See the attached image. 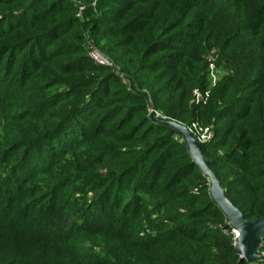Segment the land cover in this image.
Wrapping results in <instances>:
<instances>
[{"label":"trees","instance_id":"16d2710c","mask_svg":"<svg viewBox=\"0 0 264 264\" xmlns=\"http://www.w3.org/2000/svg\"><path fill=\"white\" fill-rule=\"evenodd\" d=\"M81 1L89 37L97 46L104 42L101 52L123 66L129 88L109 68L91 63L82 35L72 36L78 26L75 5L64 0H0V118L7 137L0 151L11 149L10 155L0 154V167L12 163L0 173V264H90L75 253L78 246L50 238L51 233L60 234L54 225L64 212L57 207L59 192L54 194L66 180L53 181L46 174L57 165L58 150L71 152L74 146L60 143L50 156L40 148L64 130L79 133L82 127L121 131L117 139L123 143L147 141L138 156L117 154L116 165H106L112 173L104 178V200L113 199L114 205L119 192L111 184L136 178L160 197H191L187 212L175 214L173 230L138 243L123 240L116 244L112 262L92 264H264L239 261L229 237L214 228L225 217L208 192L197 191L204 178L184 142L175 140L179 135L169 124L151 120L148 113L151 102L164 118L187 127L211 126L212 141L201 145L209 169L247 220L264 217V0H97L94 6L93 0ZM202 42L225 53L235 73L194 105L192 91L206 86L195 69ZM10 75L16 79L6 80ZM57 85L63 90L54 97L68 108L53 116V102L48 98L40 104L39 94ZM8 87L22 92L11 93ZM22 93L32 95L31 108L48 110L22 113L23 124H39L30 134L7 121ZM65 117L68 122L60 124ZM42 121L64 128L51 134L50 124L40 129ZM72 135L76 143L79 138ZM26 147L16 159L12 151ZM46 156L47 167L32 173L31 163L37 168ZM40 174L42 184L36 180ZM44 194L52 204L38 211ZM114 213L107 209L100 214L105 224L99 226H107L116 237L128 235L132 216L114 218Z\"/></svg>","mask_w":264,"mask_h":264},{"label":"rangeland","instance_id":"374dc122","mask_svg":"<svg viewBox=\"0 0 264 264\" xmlns=\"http://www.w3.org/2000/svg\"><path fill=\"white\" fill-rule=\"evenodd\" d=\"M96 1L97 0H93L90 6H94ZM64 2L65 4L75 5L77 8L75 18L78 20V26L76 33L72 36L82 35L85 42L86 53L88 45H92L101 54H103L101 52V46L104 45V42H100L101 44L97 46V42L95 41L96 39L92 37L90 38L88 35L86 28L87 19L84 16L86 4L81 0H64ZM200 45L201 46L198 48L202 51V53L201 55H198L200 62L196 65L195 69L197 76L202 82L206 83V86L205 89H203V87L197 88L200 90H210L213 84L210 81L208 71L209 61L213 59V63L216 67L214 79L215 86L224 82L226 77L234 76L235 65L227 63L226 54L221 52L220 49L211 42H202ZM108 59L111 62V69L109 68L111 73L117 76L120 81L123 82L127 88H129V81L124 79L123 66L120 63L113 62L110 58ZM87 64H90L88 60ZM9 78L16 79V77L10 75L6 77V80ZM38 84V82H35L33 86H39ZM117 86L122 87L120 84ZM15 89L17 93L22 92L17 88ZM15 89L8 87L6 90L13 93ZM62 90L63 85H57L49 88L48 91H43L42 94H39L40 104L48 98V101L51 100L53 102L54 107L52 108V111H50L53 116L64 114L63 112L68 108L66 104L54 97L62 92ZM21 95V98H17L13 101L12 111L10 114L12 119L10 121L11 117H8L7 121H9L11 128H14L15 130L17 128L18 132L22 131L30 134L36 130V127L39 124L36 122L29 123L27 125L23 124L24 118L22 113L26 114L29 110L37 111L38 113L42 111L48 112V110L37 106L31 108L29 103L32 100V95L31 97H27L26 93H22ZM45 95L49 97H45ZM32 104L33 103H31V105ZM149 105L152 106V103L149 102ZM21 108H23V111ZM32 116H34V114ZM115 120L116 119L113 118L111 123H114ZM165 121L173 122L170 119H166ZM66 122H68L67 117L63 118L60 124H66ZM49 124L50 123L47 121L40 122V129L45 126H49ZM2 126L3 123L0 118V147L3 146V141L7 140V137H3ZM61 128L63 129L64 126H55L50 124V129L52 131L51 134H54V132H58L59 130L60 133L62 131ZM61 134L64 135L56 137L57 140L54 142L50 141V143L40 144L41 149L46 148V151H48L49 155L47 156L55 154V151L58 150L57 148L60 143H64L66 146L68 145L67 147L74 146L71 152L67 150L64 151L65 149H63V151L58 150V153L62 152L58 156V160L55 161L58 163L51 169V173L49 171V173L46 174L48 177H52L53 181L60 178L61 181L66 180L61 186V189L54 194V196H56L59 192L57 207L61 208L64 212L60 216L59 221L54 225L55 229L58 228V230H60V234L51 233L50 238L54 239L55 242L56 240L59 241L60 238H63L64 242H68V244L71 243L73 246H78L75 253H78V255H80L83 260H86V262L90 264L97 261L112 262L111 258L117 254V249L115 248L116 244L118 245V243L123 242V240L132 244L138 243L145 240L144 238H148L149 240L153 239L158 234L169 232L175 227L173 225V221L175 220L174 217L176 216L175 214L179 211L182 214L187 212L189 208V198L191 197L186 200L179 201L171 198L160 197L161 194H157L149 189H144L137 178L132 179V182L129 184L120 181H118L117 184H111V186L115 185L112 186L111 189L114 190V188H117L119 192L118 199L114 205L112 202L113 199L111 202H108L102 198V194L106 189V187H103L104 178L108 177L109 173H112L111 169H109L106 165L115 166L116 163L113 162V158L118 157L117 154L123 155L124 158L138 156V154L145 150L147 141L133 139L130 143H123L117 139L118 135L120 136L123 132L106 128L103 131L99 130V132H97L93 131L90 127H86L84 129L82 127V129L79 130V133H73L72 130L68 129L64 130ZM72 134L77 135L79 138L76 143L73 142V137H71L73 136ZM175 140L179 143L184 142L180 135L176 137ZM180 148L183 149V146H180ZM26 149L27 147L23 150L14 149L12 153L15 154L16 159H19L20 157H23ZM52 149H54V153L49 152ZM9 150H4L3 152L0 151V154L5 156ZM8 154L10 155V153ZM45 160L46 162L44 160L41 161L37 168H34L35 164L31 163L30 168L33 171L32 173H38L39 168L40 170L45 169L48 164V157ZM101 160L107 161L98 162ZM11 165L12 163L7 164L6 162H2L0 173H4L5 169ZM140 168L139 170H141ZM137 175H140V171L137 172ZM202 176L204 178V183L203 181L199 182L197 185V191L198 189H201L204 190L203 193H209L210 184L208 179L205 175L202 174ZM36 180L42 184L44 176L40 174L36 177ZM134 185H136V187ZM45 194L39 199L40 204H38L37 207L40 205V208L38 211H43L52 204L50 198L46 197L47 195ZM107 209L109 213H113V211L115 212L114 215L116 217L114 218H117V216L119 217V214H122V216H132V224L126 226V229H128V235L122 233L119 237H116L117 235H115L112 230L107 228V226H99L105 224L104 220L99 217L100 214L106 213ZM39 215L41 218V214ZM133 216L136 221L135 219L133 221ZM120 222L121 220L119 223ZM211 226H213V224ZM136 253H138V255L143 254V252L138 251H136ZM257 255L260 256L259 254ZM258 260H264V257L260 256Z\"/></svg>","mask_w":264,"mask_h":264},{"label":"water","instance_id":"95a60500","mask_svg":"<svg viewBox=\"0 0 264 264\" xmlns=\"http://www.w3.org/2000/svg\"><path fill=\"white\" fill-rule=\"evenodd\" d=\"M160 122H166L159 119ZM177 134H179L187 148L189 157L201 173L206 176L210 184L209 196L213 204L221 211L229 227L236 230L239 234L235 247L236 255L240 260L248 263L260 258L255 253L257 242L264 240V217L254 220H247L243 213L238 210L228 199L221 183L215 174L209 169L206 160L201 152V144L196 141L189 129L178 122H166Z\"/></svg>","mask_w":264,"mask_h":264},{"label":"built area","instance_id":"2783aa9c","mask_svg":"<svg viewBox=\"0 0 264 264\" xmlns=\"http://www.w3.org/2000/svg\"><path fill=\"white\" fill-rule=\"evenodd\" d=\"M87 57L91 61V63H93L96 66L104 67V68H110L111 67V62L108 59V57L101 54L92 45H88V47H87ZM213 62H214L213 59L210 60L209 65H208L210 81L213 84L212 88L215 86L214 79H215V74H216V67H215ZM210 90H204V91H201L198 89L193 90L192 91V103L194 105H198L200 102L206 100L208 95H209ZM148 113H149V117L151 120L159 121V119H161V120L165 121L167 119V118L165 119L160 114H158L151 105H149V107H148ZM187 128L194 135V137L196 138V141L199 144H201V145L202 144H209L212 141L213 129L211 126L207 127V128H200L197 125L192 124L190 127H187ZM214 228L219 230L222 235L229 237L232 246L234 248L236 247L239 234L236 230L229 227L226 220L222 224L214 226ZM254 251H255V253L259 254L261 257H264V240L257 242Z\"/></svg>","mask_w":264,"mask_h":264}]
</instances>
